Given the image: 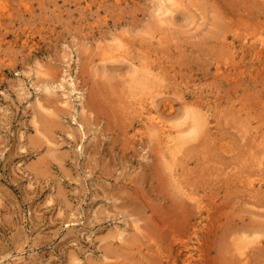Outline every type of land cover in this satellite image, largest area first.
Returning a JSON list of instances; mask_svg holds the SVG:
<instances>
[{"label": "rangeland", "instance_id": "374dc122", "mask_svg": "<svg viewBox=\"0 0 264 264\" xmlns=\"http://www.w3.org/2000/svg\"><path fill=\"white\" fill-rule=\"evenodd\" d=\"M163 1L0 0V264H264V0Z\"/></svg>", "mask_w": 264, "mask_h": 264}, {"label": "bare ground", "instance_id": "6f19581e", "mask_svg": "<svg viewBox=\"0 0 264 264\" xmlns=\"http://www.w3.org/2000/svg\"><path fill=\"white\" fill-rule=\"evenodd\" d=\"M114 1L117 2V3L121 2V0H114ZM175 7H176V2L174 0H167V3H166V0H164L161 3V6L158 9L157 20L160 23H162V24L170 23L169 20H171L173 18V12L175 11ZM114 38H116V37H114ZM113 40H115V39H113ZM116 40H117V38H116ZM260 43L263 46L264 45V39H261ZM120 44L121 43H119V49L122 47ZM113 45H115V43ZM115 47H118L117 44H116ZM115 47H113V48H115ZM100 48H103V47H100ZM122 48H121V50H122ZM115 50L116 49H114V51ZM106 52H108V50ZM106 52H105V54H103L104 57H105L104 59H109V58L110 59H114L116 57V55H114V53L113 54H108ZM139 89L142 90V84H140ZM139 105L142 107L141 110H142V114L144 115V121H143V129H144V131H142L140 133V135L142 136L141 138L144 137V134L146 132L151 137L158 136L161 139L160 142L162 143V145H163V147L165 149V152L170 157V160L172 161V163H174L173 161H176L178 159V156L183 152L184 147L186 145H188L190 142L196 141V139L201 134L205 133L207 135L206 137H209L208 134L206 133L207 129L209 128L208 126L210 125L209 118H208L209 114H207L209 110L206 109V108H205L206 110L198 109L199 112H193V113L192 112H186V115H185L186 121H184L182 124H187V126H183L182 128H179L177 130L176 129L173 130L169 125H167V123L165 121H163L159 117V115H158L159 111H158V109L155 106H153V100H152L151 97L148 98V100L140 103ZM39 108L40 109H46L47 105L45 106L43 103H39ZM168 109L171 110L172 106H169ZM204 135H202V137ZM259 139H260V142L258 143L257 146L263 147L264 146V135L260 134L259 135ZM255 158H254L255 163L260 161V160L257 159L259 157H257L256 159ZM261 162L263 163V161H260V165H261ZM172 163H171V166L169 165V168H172ZM258 168H260V167H258ZM257 173H260V175H256ZM257 173L255 174L257 179L256 178L251 179L250 175H249L250 177L248 175H244L245 176L244 178H246L247 176L250 178V179H247L248 180L247 181L248 184H247L246 180H245V182H246V185H248L247 187L250 189V190L249 189L248 190L251 193L254 194V192L257 191L260 194L263 193L262 195H264V175H263V172H262V174H261V172H257ZM257 176H260V177L258 178ZM256 189H258V190H256ZM257 192H256V194H257ZM190 199H193L191 195H190ZM197 203H198V207L197 208H201V202L197 201ZM137 229H138V227L136 228V230ZM124 237H125V235L123 233H118L117 234V239H119V240H123ZM245 241L248 242L249 240L248 241L245 240ZM244 254H245L244 252H241V251L239 252V255H240L239 259H241L242 262L245 261Z\"/></svg>", "mask_w": 264, "mask_h": 264}]
</instances>
